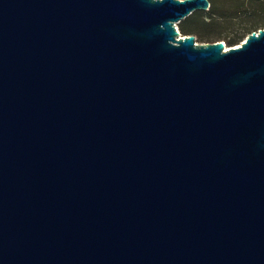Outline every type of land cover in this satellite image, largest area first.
Instances as JSON below:
<instances>
[{"label":"water","instance_id":"95a60500","mask_svg":"<svg viewBox=\"0 0 264 264\" xmlns=\"http://www.w3.org/2000/svg\"><path fill=\"white\" fill-rule=\"evenodd\" d=\"M208 0H0V264H264V28Z\"/></svg>","mask_w":264,"mask_h":264},{"label":"trees","instance_id":"16d2710c","mask_svg":"<svg viewBox=\"0 0 264 264\" xmlns=\"http://www.w3.org/2000/svg\"><path fill=\"white\" fill-rule=\"evenodd\" d=\"M207 11L196 10L176 27L197 43L224 42L232 47L252 31L264 28V0H208Z\"/></svg>","mask_w":264,"mask_h":264},{"label":"rangeland","instance_id":"374dc122","mask_svg":"<svg viewBox=\"0 0 264 264\" xmlns=\"http://www.w3.org/2000/svg\"><path fill=\"white\" fill-rule=\"evenodd\" d=\"M222 42V41H221ZM225 46H226V44H225ZM227 47V46H226Z\"/></svg>","mask_w":264,"mask_h":264}]
</instances>
